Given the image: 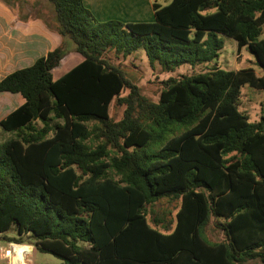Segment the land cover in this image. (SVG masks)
<instances>
[{
    "label": "trees",
    "instance_id": "16d2710c",
    "mask_svg": "<svg viewBox=\"0 0 264 264\" xmlns=\"http://www.w3.org/2000/svg\"><path fill=\"white\" fill-rule=\"evenodd\" d=\"M46 1L61 44L0 81L24 99L0 121L13 135L0 143V234L29 235L61 264H264V115L238 109L244 86L264 92V0L153 3L150 23ZM223 37L261 74L169 77L151 102L106 57L140 48L170 73L214 62ZM66 39L81 61L55 79ZM211 218L221 241L204 235Z\"/></svg>",
    "mask_w": 264,
    "mask_h": 264
},
{
    "label": "rangeland",
    "instance_id": "374dc122",
    "mask_svg": "<svg viewBox=\"0 0 264 264\" xmlns=\"http://www.w3.org/2000/svg\"><path fill=\"white\" fill-rule=\"evenodd\" d=\"M170 0H163L160 4H166ZM34 1L28 0L30 4ZM46 7L42 5V11L38 13L47 19L51 25L54 24V10L51 4L44 0ZM34 4H36L34 2ZM151 22V21H150ZM223 39V49L220 51L219 57L209 64L190 67L183 65L173 72H163L160 67L151 68L147 62L142 49H138L132 55L126 58H115L113 52H109L106 57L113 65L119 66L126 78L137 85L141 93L146 96L151 102L158 100L161 81L169 77L178 78L181 75H196L205 73L209 69L217 67L222 70H239L252 68L256 75L261 72L255 64V57L246 48H241L237 51L236 44L228 38ZM65 50L74 51V45L71 40H65ZM73 61L64 63L57 73L65 71L73 65ZM238 109L243 112L249 119L250 123H257L264 115V92L251 89L244 86L240 90V98ZM123 114V107H116L110 104L109 116L115 121H119ZM40 125L39 122H37ZM181 129L175 127L170 135L178 134ZM13 135L10 132H5L0 128V143H3ZM158 206V205H157ZM171 204L168 205L170 207ZM174 215V214H173ZM204 235L212 241H221L224 239L223 233L215 227L213 218L207 223L204 228ZM18 237L14 228L0 234V264H61V261L47 252L38 251L35 247V239L29 235H23L20 243H15ZM246 264H261L257 260L248 261Z\"/></svg>",
    "mask_w": 264,
    "mask_h": 264
},
{
    "label": "crops",
    "instance_id": "0c3cea01",
    "mask_svg": "<svg viewBox=\"0 0 264 264\" xmlns=\"http://www.w3.org/2000/svg\"><path fill=\"white\" fill-rule=\"evenodd\" d=\"M26 1L0 0V81L15 71L31 67L62 41L55 31V22L51 25L38 14L42 5L46 7L44 0H33L36 4ZM83 4L101 23H150L154 20L152 0H83ZM71 61L74 63L70 68L57 73L63 62ZM80 61L77 53L69 51L53 71V77L58 78ZM23 103L18 93H0V121Z\"/></svg>",
    "mask_w": 264,
    "mask_h": 264
},
{
    "label": "built area",
    "instance_id": "2783aa9c",
    "mask_svg": "<svg viewBox=\"0 0 264 264\" xmlns=\"http://www.w3.org/2000/svg\"><path fill=\"white\" fill-rule=\"evenodd\" d=\"M152 1H153V3H158V2H161L163 0H152Z\"/></svg>",
    "mask_w": 264,
    "mask_h": 264
},
{
    "label": "water",
    "instance_id": "95a60500",
    "mask_svg": "<svg viewBox=\"0 0 264 264\" xmlns=\"http://www.w3.org/2000/svg\"><path fill=\"white\" fill-rule=\"evenodd\" d=\"M215 7V6H214Z\"/></svg>",
    "mask_w": 264,
    "mask_h": 264
}]
</instances>
